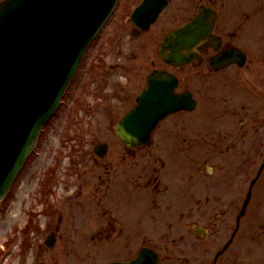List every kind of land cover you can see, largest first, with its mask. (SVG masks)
<instances>
[{
    "label": "water",
    "instance_id": "95a60500",
    "mask_svg": "<svg viewBox=\"0 0 264 264\" xmlns=\"http://www.w3.org/2000/svg\"><path fill=\"white\" fill-rule=\"evenodd\" d=\"M114 0H5L0 7V199L52 112L87 42ZM194 26L174 30V55L192 42ZM136 107L117 126L128 144L146 140L167 112L192 107L175 95L170 74L151 75ZM144 254V253H142ZM141 258V257H140ZM139 258V259H140ZM137 259L133 264H135ZM138 264V262L136 263Z\"/></svg>",
    "mask_w": 264,
    "mask_h": 264
},
{
    "label": "rangeland",
    "instance_id": "374dc122",
    "mask_svg": "<svg viewBox=\"0 0 264 264\" xmlns=\"http://www.w3.org/2000/svg\"><path fill=\"white\" fill-rule=\"evenodd\" d=\"M261 4L260 17H262V22L260 31H264V0H262ZM113 31L114 23L111 19L109 24L101 30L98 36L94 39L89 48L86 55V61L80 71V74H83L87 67L85 76L75 79L70 87L69 93L64 98L63 105L46 127L45 133L42 135L34 153L21 171L9 196L5 201L0 202V245H3V248L0 247V261L4 259L6 255H9V262L11 264L15 262L17 263L18 261L20 264H73V262L68 260L67 257L69 255H76V257H78L77 264H81L79 261L83 247L82 243L84 241L78 239H80L83 230L87 231L89 228L93 229V222L91 219H85L82 224L80 221L78 222V218L75 220L74 217L66 215L61 222L57 221L56 224H52V222L50 223L46 204L44 203L42 205L39 203L38 191L40 184L44 179L46 173L45 170L49 167L52 160L55 151L54 143H57L58 137H63V132L70 133V130H73L69 120H73L76 117H82L80 116L82 113V107L79 105L80 101L77 99H79L78 96L84 89L83 85L85 82L88 81L93 82L94 84L97 83L100 86H106L107 79L111 80L114 77H120L124 83L122 93L124 92V95L130 93L129 99L125 103L121 102L118 105L120 113V111L131 104V99L133 100L134 93L137 92L141 86L142 78L145 73L153 67L152 64L150 65L149 60L155 53V46H148L146 49L137 47L133 52L131 48H129L126 52L121 53L119 51V46L116 44ZM127 39V36H123V39L119 37V42L120 40L123 41L124 48H127L133 41ZM261 40L263 39L261 38ZM250 44L252 43L248 42V45ZM254 56H257L259 62L264 61V53L261 52L260 48H254L252 57ZM258 65H262L264 69V64ZM251 66L254 67V64H251ZM250 72L251 69L248 68L247 73ZM223 78L229 80L230 77L226 74ZM125 80H127L126 83ZM218 80H221V77H219ZM81 83L83 84L80 85ZM196 83L197 80L195 77L190 79L189 87L195 89ZM248 84L249 86L245 89L246 93L242 92V95L239 93L235 98H232L229 94H227L228 96H220V91L215 90L214 93L212 92L213 100L211 101H218L217 97H222L225 101L229 100V105H232L237 110V119L240 117L247 118L248 114L259 115V117L262 118L260 122L262 124L260 131L256 133L257 124H255L250 128V131L247 134L248 145L252 143L254 144V147L248 148V151L257 152L254 156L256 159L259 156L258 152H260V150H262L264 154V74L257 79H248ZM92 86L93 85H89L83 92L82 99L84 102L86 101L84 100L85 96L91 91L90 89ZM120 95L122 96L121 93ZM201 97L202 95L199 92V98ZM73 99L74 103L72 102ZM121 100L122 98L120 101ZM72 104L73 106L70 107ZM216 107L217 104L211 105V116L208 120L209 123H206L207 125L215 124L216 119L214 118L213 112L216 110ZM78 108L81 110L79 111ZM100 113L101 112H97L96 114ZM96 114L94 119H99ZM192 118L191 114H187L177 116L174 119H185L184 121L188 122L191 121ZM227 120L228 118L224 119L225 122H228ZM179 121L182 122L183 120ZM216 126L221 125L218 124ZM215 130L217 131V129ZM182 131L183 133L181 135H192L190 129L186 130L183 128ZM217 136L218 134H215L214 138ZM81 139L86 143L89 140V137L84 135L81 136ZM173 139L176 140L174 137ZM232 140L239 142L238 136L233 134L231 138L225 140L224 145L231 146ZM114 151H118L117 148H115ZM253 153L254 152H251L249 154ZM230 157L226 156L225 161L231 166V162L229 161ZM250 159L252 161L251 165L249 163L242 173L244 179L247 177L249 179L254 175L255 169L261 161L259 160L254 163L255 160L253 158ZM72 160L78 163L76 159L72 158ZM213 165H217L216 158L208 161L202 167L206 170L207 166ZM230 166L228 165V168ZM182 167L185 168V165L182 164ZM262 181L264 183V176ZM36 200L38 201L36 202ZM12 210H14V213L16 214L15 216H9ZM89 212L91 213L92 210H89ZM57 223L60 225V230L58 232L60 237L58 238L55 247L47 248L43 243L44 238L49 231L53 230L55 225H58ZM72 228L73 230L74 228L77 230V235L74 236H77L78 238L68 240L66 239L67 235H64V233L72 232ZM170 242L171 241H168V243ZM187 243H192V240H188ZM180 244L183 243L177 241L176 246ZM31 248L36 249V251H33L34 255H31ZM24 255H26V259L24 258Z\"/></svg>",
    "mask_w": 264,
    "mask_h": 264
},
{
    "label": "flooded vegetation",
    "instance_id": "af4514ba",
    "mask_svg": "<svg viewBox=\"0 0 264 264\" xmlns=\"http://www.w3.org/2000/svg\"><path fill=\"white\" fill-rule=\"evenodd\" d=\"M202 0H190L184 2L183 0H168L169 5H172V10L166 16V21L175 22L187 20L191 15H193L192 7L194 4L201 3ZM212 4V2H208ZM213 4H218L219 7H223L226 4V0H215ZM168 5V6H169ZM193 5V6H192ZM243 1H239L238 9H235V14L238 12L240 14ZM246 9L242 10V18H238L233 24L235 27H231V22L227 20H219L216 22L221 36L220 47H227L231 45H238L232 38L235 36L237 31L244 30V25L248 21V15L245 14ZM181 23V22H179ZM174 25H177L175 23ZM164 26V25H163ZM161 26V27H163ZM241 47V46H240ZM216 51L211 48H207L202 52V60L199 62L198 66H195V75L199 77H204L206 75H213L219 73L220 71H215L210 64V58L215 56ZM155 63V61H152ZM183 66H181L182 68ZM183 85H185L183 83ZM185 87V86H184ZM200 88L196 89L198 92ZM235 126H238L240 134L246 135L247 126L244 120H240L237 124L235 121ZM183 126L178 125V122H174L173 126L165 127L162 130L161 139L170 136L172 133L175 134L174 138H182L183 141L188 140L187 135H181L183 133ZM213 129L209 133H213ZM193 137L197 148L205 145L204 148L210 153L212 142L209 140L201 141L200 138L206 137V133L203 134L200 131L199 122L193 126ZM189 142V141H188ZM128 153H123L121 158V163H123L124 168L121 169V173L118 175V171L113 167L114 163L109 159L98 161L97 157L92 158L98 165L97 172H90L82 170L81 172H76L73 176V182H78L72 189L73 192H77L76 197L86 196L90 197L96 203L97 212L96 215L100 220V227L98 231L95 232L100 238L108 237L109 235H115V237H124V240L128 244L132 243L134 233L123 232V231H113L115 227L113 224L116 222L111 214V209L101 208L105 198L112 197L110 190L119 194L120 197H128L131 199L130 208L133 211L135 206L139 203V209L141 213L136 215L131 211V219L135 220L137 217L139 222L148 223L151 218L156 220L166 219V213H168L167 203L174 196H180L183 191V186L181 184L183 177L180 172L175 175L163 176V167L167 165L164 161L163 156L154 151H127ZM81 154L82 162L86 163L87 156L85 152H74V156L79 157ZM241 156H246L247 152L245 149L240 151ZM169 155H172L171 153ZM138 156L137 159H135ZM167 159H175V156L168 157ZM166 159V160H167ZM199 158L197 157L195 163H198ZM157 161L160 163V167L157 165ZM119 168V166H118ZM200 170L197 169V174ZM211 175L215 174V170L210 171ZM122 176V181L127 188L126 190H119L118 183L116 181L119 176ZM188 180L193 181V174H191ZM168 181H175L174 184L168 183ZM194 183L188 184L187 189L194 192ZM90 187V193L83 195V189ZM125 187V186H124ZM98 198V200H97ZM200 200V199H199ZM199 200H195L194 203V213L192 215L186 214L182 207L179 205L176 210L175 221L182 225V230L175 232L179 234L178 238L180 240L188 239L190 235H194L195 247L178 249L180 256V264H264V223L260 217H254L249 222L245 214L239 219L236 216L234 222L232 221V216L228 215V209L224 208L227 203L224 199L222 191H219L213 199L200 200L202 207L199 205ZM65 198V202H66ZM237 201V200H236ZM79 202V201H78ZM84 200L80 203L83 204ZM154 209V210H153ZM106 219V226H103V222ZM202 223L201 227L194 228V231H190V224ZM142 239H146L148 232H142ZM235 239H238L235 241ZM255 241V244H253ZM143 243H146L145 241ZM203 244V246L200 245ZM231 246H233L231 248ZM262 248V253L259 250ZM190 250L192 253L187 254ZM258 250V252H257Z\"/></svg>",
    "mask_w": 264,
    "mask_h": 264
}]
</instances>
